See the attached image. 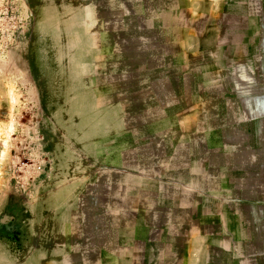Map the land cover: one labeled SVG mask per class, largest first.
I'll use <instances>...</instances> for the list:
<instances>
[{
    "label": "rangeland",
    "instance_id": "374dc122",
    "mask_svg": "<svg viewBox=\"0 0 264 264\" xmlns=\"http://www.w3.org/2000/svg\"><path fill=\"white\" fill-rule=\"evenodd\" d=\"M166 2L0 0V264H264V194L168 167L264 155V0ZM165 74L192 75L169 115Z\"/></svg>",
    "mask_w": 264,
    "mask_h": 264
},
{
    "label": "crops",
    "instance_id": "0c3cea01",
    "mask_svg": "<svg viewBox=\"0 0 264 264\" xmlns=\"http://www.w3.org/2000/svg\"><path fill=\"white\" fill-rule=\"evenodd\" d=\"M160 3L167 1L169 7L172 9L169 11L171 17L179 18L180 11L178 5L185 0H157ZM165 3V4H166ZM187 28V27H186ZM173 25L168 28H162L161 31H167L168 33L181 34L189 33V28ZM171 46L170 44H167ZM158 51H170L169 47L163 44H158ZM156 61L162 64L165 59L163 54H158ZM173 65L177 64L179 67L187 68L186 63H178L174 58ZM170 63V62H169ZM192 75L177 76L174 74L161 75L157 82L161 83V86L155 90V111L158 114L169 115L175 113L174 105L179 102L180 96H183L181 91L173 86L174 83L185 84L191 80ZM183 91H186V87H183ZM179 97V98H178ZM205 118L199 122V127L204 128L208 124L214 126L217 130L226 127L225 124L238 123L240 121V115L246 113L240 109V107H215L211 112L203 113ZM223 134L217 135V139H222ZM196 145L200 148V142ZM195 145V146H196ZM189 147L190 144L188 143ZM173 160V161H172ZM168 164L171 170H175L178 173L187 174L192 173L194 176L195 185H198L201 189L198 193L205 195H256L264 194V155L257 156L255 154H234V153H219L211 155H198L192 158L191 156L174 155L173 159ZM228 188V190H221L220 188ZM259 189V190H258Z\"/></svg>",
    "mask_w": 264,
    "mask_h": 264
}]
</instances>
